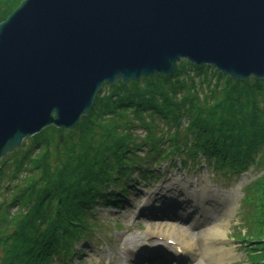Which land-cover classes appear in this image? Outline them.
Instances as JSON below:
<instances>
[{"label": "water", "instance_id": "1", "mask_svg": "<svg viewBox=\"0 0 264 264\" xmlns=\"http://www.w3.org/2000/svg\"><path fill=\"white\" fill-rule=\"evenodd\" d=\"M183 60L264 80V0H25L0 24V163L52 126L75 129L106 83L172 76Z\"/></svg>", "mask_w": 264, "mask_h": 264}, {"label": "trees", "instance_id": "2", "mask_svg": "<svg viewBox=\"0 0 264 264\" xmlns=\"http://www.w3.org/2000/svg\"><path fill=\"white\" fill-rule=\"evenodd\" d=\"M23 1L0 0V24ZM201 75L208 82L194 83L193 78ZM213 81L216 88H211ZM199 90L206 95L200 97ZM93 111L100 120L110 119L108 124L90 136L78 131L80 144L73 145L72 159L54 172L48 160L36 162L43 169L40 184H45L22 190L12 201L26 211L5 238L0 227L2 264H53L56 258L67 264L77 256L75 246L87 239L85 231L91 227L88 213L99 205L119 208L128 197L132 171L142 163L137 155L141 147L160 157L163 145L170 141L172 151L162 159L173 154L188 159L203 155L209 166L222 173L225 168L244 171L257 160L264 164V81L234 82L213 68L182 62L172 77L115 85L98 96ZM127 113L133 117L126 120ZM123 119L126 125L120 123ZM141 128L146 138L135 139ZM174 128L177 133L171 132ZM181 161L186 167L187 161ZM141 172L152 178L149 168ZM257 185L260 210L252 224L264 233V176ZM254 240L257 247L251 264H264V238Z\"/></svg>", "mask_w": 264, "mask_h": 264}, {"label": "rangeland", "instance_id": "3", "mask_svg": "<svg viewBox=\"0 0 264 264\" xmlns=\"http://www.w3.org/2000/svg\"><path fill=\"white\" fill-rule=\"evenodd\" d=\"M216 82L213 81L211 88H216ZM135 83L142 84L143 80ZM123 85L130 86L129 83ZM223 86L222 84L219 88L223 89ZM110 91H112V87L106 86L100 95H105ZM198 95L202 97L206 94L199 90ZM127 117L126 120L133 116L127 113ZM109 120L108 118L100 120L93 111L82 119L75 130L63 131L57 128L53 129L54 127L49 128L35 137L26 139L20 148L2 160V171L0 172V227H2L1 231L4 238L16 228L20 216L24 215L26 211L21 203L17 205V208L13 206L12 201L15 196L26 188L39 187L45 184H40L43 169L36 167V162L48 160L51 172H54L60 168L62 163L72 159L76 147L80 144L81 134L78 131L84 130L90 136L96 131H100L101 127L103 128L108 124ZM126 120L123 119L120 123L126 125ZM144 132L145 130L136 133L133 131L132 134H136L135 139L142 140L145 137ZM35 138H38L39 142ZM167 145L169 146V144ZM260 162L256 161L258 164ZM156 168H158L157 171L160 173L161 178L150 184V186H144L142 180L136 176L135 181H138V185L134 186L138 188V193L135 194L133 190V196L127 208L114 211L112 209L105 210L99 206L93 214L88 213L87 218L97 224L95 227L97 231L91 233L89 239L76 245V248L82 254V258H78L79 260L72 259L68 264H76L77 262L80 264H141L143 261L151 264L153 260L156 264L157 259H162L161 264H250V260L256 254L253 253V248L257 247V244L247 245L246 242L243 243L240 240L250 241L251 239L264 238L261 227L252 224V221L254 223L258 221L255 214L260 210L261 196L257 190V181L264 175V165L252 166L244 176L240 178L233 176L228 179L222 173H214L201 164L199 167L193 166L191 169L184 171L173 169L168 161ZM205 187L208 190L206 194H209L207 196L212 197L213 193L216 194V201H218V198L223 199L224 197L223 202L219 204L221 205L219 211L214 215L208 214L206 222L190 221L187 223L193 219L192 215H187L189 219L186 222H177L178 218L183 217L189 210H194L195 207L194 203L181 199V195L190 192V194L198 196ZM168 198L169 200H167ZM175 200L183 203L184 206L175 205ZM165 207H168V209L164 211L156 210L165 209ZM156 214L161 215V217H157ZM164 215L167 218L160 219ZM198 215H201L200 211ZM217 226L221 227V231L225 235V246L231 250V256L223 260L219 259L213 247H211V242L210 244H208L209 242L205 243L204 236L206 232ZM174 227L181 230L179 232L187 233L188 239H186V242L194 244L192 247L194 252L191 251L186 256L182 255L183 257H180V260L177 259L178 262L172 260V258L165 260L145 255L150 253V249H152L161 254H171L174 258L173 252L170 253L174 250H167L165 245L172 246L174 244L175 246L179 244L180 241L175 235L172 236V240H168V243L163 242L162 244L161 242L159 245L155 242L149 243L153 239V232H158L160 229L169 231ZM86 235H89V233L86 232ZM154 239L157 238L154 237ZM213 241L215 242V239ZM216 244L217 242L213 245L217 246ZM129 247L130 251L128 250ZM2 258L3 255L0 252V264H2ZM53 264H61V262L59 259H55Z\"/></svg>", "mask_w": 264, "mask_h": 264}, {"label": "bare ground", "instance_id": "4", "mask_svg": "<svg viewBox=\"0 0 264 264\" xmlns=\"http://www.w3.org/2000/svg\"><path fill=\"white\" fill-rule=\"evenodd\" d=\"M182 62H187V60H183ZM148 79H151V78L142 77L138 81L131 80L128 83L130 84V86H132L133 84H135V82H139L141 80H148ZM193 82L196 84H205L208 82V79L204 75H201L197 78H193ZM41 133H39V134H41ZM39 134H37V135H39ZM37 135H35V136H37ZM128 187L131 190H133V187H131L130 184ZM206 193H208V190L205 187V188H203V190L201 191V193L198 196L192 195V194H190V192L189 193L185 192V195L182 194L181 199H185L188 202L194 203L195 207H194V210H189L187 213H185L183 215V217L178 218L177 222H179V221L186 222L189 219V217H187V215L193 216V219L189 220L187 223H189L190 221L198 222V223H201V221L206 222L208 220V218H207L208 214L209 215L216 214V212L219 211V207H221V205H219V204L221 202H223L224 197H223V199L218 198V201H216L217 199H216L215 193H213L212 197L207 196L209 194H206ZM167 200H169V198ZM199 211H200L201 215H198ZM156 215H157V217L158 216L161 217V215H159V214H156ZM156 215H155V217H156ZM173 215H174V213H173ZM164 218H167V216L164 215L163 218H160V219L164 220ZM209 218H212V217H209ZM179 231H181V230H178V228H175V227L171 228L169 231H163V229H160L158 232H153V235H152L153 239H151L149 241V243H151V244L154 242L155 243H159V242H167L168 243V240H172L171 239L172 236L175 235V237H177V239L180 241V243L175 245V246L174 245H172V246L165 245V247L169 251L174 250L175 255H178L180 253L181 249L184 252L189 251L188 253H190L191 251L194 252L192 249L194 244H192V243L190 244V243L186 242V239H188L187 233H183V232H179ZM154 237H156L157 239H154ZM204 237H205V243L209 242L208 244H210V242H211V247H213V249L216 252L219 259L223 260V259L231 256V250L225 246V243H224L225 235H224L223 231H221L220 226H217L216 228L213 227V228L209 229L206 232ZM222 237H223V239H222ZM159 238L163 239L164 241H161V239H159ZM213 239H215V242H217V244H216L217 246L213 245L215 243L213 241ZM127 245H128V243H127ZM180 247H181V249H180ZM128 250L130 251V247ZM209 251H210V249H209ZM188 253H185V254H188ZM148 255H150V254H148ZM138 261H137V263H138ZM141 264H148V263L146 261H143Z\"/></svg>", "mask_w": 264, "mask_h": 264}]
</instances>
